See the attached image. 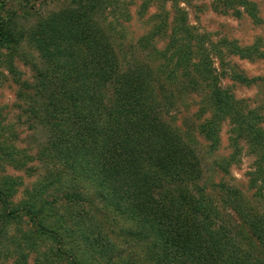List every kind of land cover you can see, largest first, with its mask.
<instances>
[{
  "label": "trees",
  "instance_id": "1",
  "mask_svg": "<svg viewBox=\"0 0 264 264\" xmlns=\"http://www.w3.org/2000/svg\"><path fill=\"white\" fill-rule=\"evenodd\" d=\"M108 2L71 0L19 35L5 32L0 15L8 71L46 130L36 154L44 175L17 202L20 179L0 175V264H27L30 256L33 264H264V216L241 206L258 251L241 228L218 223L222 216L197 183L195 148L165 120L153 83L179 77L201 95L200 114L210 118L198 131L212 146L217 123L232 116L261 149V117L244 113L220 87L211 55L219 54L217 45L194 31L176 3L168 43L158 52L162 62L122 69L95 19ZM213 7L257 19L251 0H213ZM166 26V19L155 25L142 48ZM25 37L38 62L21 52ZM221 43L242 58L261 55L258 41ZM15 58L30 69L32 85L17 78ZM7 140L0 129V172L22 169L29 158Z\"/></svg>",
  "mask_w": 264,
  "mask_h": 264
},
{
  "label": "rangeland",
  "instance_id": "2",
  "mask_svg": "<svg viewBox=\"0 0 264 264\" xmlns=\"http://www.w3.org/2000/svg\"><path fill=\"white\" fill-rule=\"evenodd\" d=\"M251 1L257 8L255 21L244 11L236 15L216 10L213 0H109L103 13H98L95 19L104 29L122 69L143 64L155 68L162 62L158 52L168 43L171 12L176 3L185 11L187 23L194 31L217 45L219 54L213 51L211 55L220 87L238 101L244 113L251 111L261 117L257 125L264 129V0ZM70 4L71 0H0L3 29L15 35L26 33L40 19ZM165 19L167 26L153 35L146 48H142L143 37L152 33L154 26L162 24ZM223 40L239 47L258 41L261 55L242 58L230 53L229 48L221 43ZM20 48L27 60L38 62L37 50L26 37L20 41ZM7 65L6 52L1 49L0 129L8 138L7 144L20 153L19 157H29L24 168L5 166L0 172V175L20 179L14 197L17 202L24 189L44 175L46 166L36 160V154L45 141L46 130L34 121L29 112L30 104L19 95V87ZM13 67L20 81L34 83L30 69L22 60L13 59ZM165 83H153L164 118L194 146L200 170L197 183L205 198L222 216L218 223L241 228L258 251L259 245L240 217V210L245 204L248 209L264 216V156L260 155V152L264 153V147L262 150L255 148L248 134L236 129V120L233 121L232 116L217 123V143L212 146L211 140L198 131V125L210 118L208 112L200 114L201 95L190 92L182 78L178 77L171 84ZM162 84L163 90L159 88ZM119 227L120 224L116 225L113 233L119 234ZM33 258L30 256L27 264H33ZM4 264H13V260H6Z\"/></svg>",
  "mask_w": 264,
  "mask_h": 264
}]
</instances>
